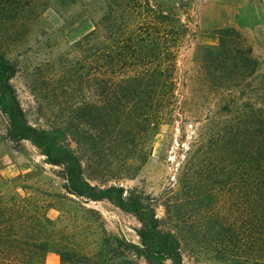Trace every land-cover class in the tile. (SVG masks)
I'll list each match as a JSON object with an SVG mask.
<instances>
[{"label": "trees", "instance_id": "trees-1", "mask_svg": "<svg viewBox=\"0 0 264 264\" xmlns=\"http://www.w3.org/2000/svg\"><path fill=\"white\" fill-rule=\"evenodd\" d=\"M45 1L0 0V17L5 3L20 7L26 18L39 5L46 9ZM51 1L48 7L65 24L67 13L69 25H91L73 44L79 55L73 72L79 80L85 77L89 96L64 108L67 86L60 85L56 116L49 118L40 104L42 123L32 124L12 84L19 68L0 43L6 139L35 146L61 169L62 188L79 203L107 201L133 215L141 247L104 229L93 250L79 252L53 230L48 206L0 190V264H44L50 251L61 264H185L186 253L220 263L264 264V106H250L247 114L238 109L247 115L243 128L228 118L206 124L175 183L183 195L170 189L166 215L159 218L154 199L119 182L137 177L153 153L158 128L183 116L178 65L189 29L175 8L156 0ZM218 35V45L196 46L194 61L213 87L219 80V88L228 90L237 86L232 81L240 71L251 73L255 63L237 30ZM38 86L46 93L55 85L41 80ZM81 212L89 220L101 219L93 209L81 206Z\"/></svg>", "mask_w": 264, "mask_h": 264}, {"label": "rangeland", "instance_id": "rangeland-1", "mask_svg": "<svg viewBox=\"0 0 264 264\" xmlns=\"http://www.w3.org/2000/svg\"><path fill=\"white\" fill-rule=\"evenodd\" d=\"M156 1L165 7L175 8L181 23L189 29L181 44L178 65L179 95L184 102L178 110L183 112V116L179 113L180 121L158 128L152 141L153 153L137 177L119 183L125 189H137L144 197L154 199L158 217L164 218L166 210L163 204L172 196L170 189L183 195L174 188L175 183L190 144L200 136L206 124L209 121L223 122L228 118L243 128L247 115L238 114V109L247 114L250 106L256 109L264 106V0ZM45 4L52 6L53 3L49 0ZM40 6L31 13L25 12L24 18L20 7L17 9L5 3L0 17L2 52L19 68L12 84L32 124L42 123L39 120L41 105L49 118L56 116L62 102L60 85L67 86L64 108L70 107L69 102L89 96L85 77L79 80L73 72L79 56L73 44L91 28L90 23L69 25L72 19L63 10L68 21L65 24L52 8ZM230 28L240 33L255 64L251 73L248 69L240 71L244 76L241 74L232 81V84L237 83L236 87L223 90L219 88V80L213 87L195 63V48L198 45H218V32ZM41 80H50L54 88L42 93L38 86ZM0 106H3L2 101ZM8 121L6 114L0 111V190L5 194L31 196L46 209L48 206V217L54 222L53 230L68 237L69 243L79 252L93 250L104 229L111 236L141 247L136 232L140 224L133 215L122 212L107 201L82 204L70 197L62 188L60 168L48 164L45 156L30 142L15 144L6 139ZM81 206L97 211L101 219L96 222L84 217ZM184 261L185 264H229L192 257L188 253ZM44 264H61L60 257L50 251Z\"/></svg>", "mask_w": 264, "mask_h": 264}]
</instances>
